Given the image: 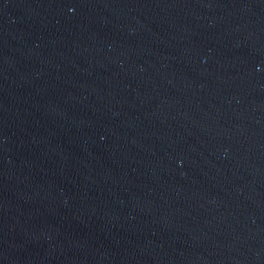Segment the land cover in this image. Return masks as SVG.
Segmentation results:
<instances>
[{
  "label": "water",
  "instance_id": "95a60500",
  "mask_svg": "<svg viewBox=\"0 0 264 264\" xmlns=\"http://www.w3.org/2000/svg\"><path fill=\"white\" fill-rule=\"evenodd\" d=\"M0 264H264V0H0Z\"/></svg>",
  "mask_w": 264,
  "mask_h": 264
}]
</instances>
